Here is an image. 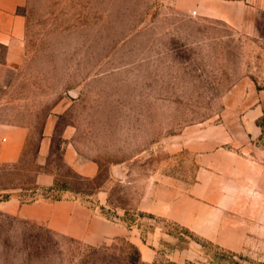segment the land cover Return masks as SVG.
I'll return each mask as SVG.
<instances>
[{
    "label": "rangeland",
    "instance_id": "1",
    "mask_svg": "<svg viewBox=\"0 0 264 264\" xmlns=\"http://www.w3.org/2000/svg\"><path fill=\"white\" fill-rule=\"evenodd\" d=\"M29 0L0 83V202H75V230L0 209V264H264V0ZM45 137L48 149L40 151ZM91 162L94 174L75 164Z\"/></svg>",
    "mask_w": 264,
    "mask_h": 264
},
{
    "label": "crops",
    "instance_id": "2",
    "mask_svg": "<svg viewBox=\"0 0 264 264\" xmlns=\"http://www.w3.org/2000/svg\"><path fill=\"white\" fill-rule=\"evenodd\" d=\"M29 0H0V83L9 81V68L22 59L24 53V37L27 32L26 15L22 11ZM187 11H195L198 17L211 16L227 23L241 25L246 23L258 11L262 4L253 0H181ZM26 131L19 125H2L0 127V161H11L22 152ZM40 152L46 153L48 146L45 137L40 139ZM82 174H94L96 170L91 162L75 164ZM58 210L46 212L45 204L37 201L22 205L18 198L0 202V209L5 212L15 211L20 217L32 220L51 219L55 223L62 222L67 231L75 230L76 211L79 206L75 202H61L55 205Z\"/></svg>",
    "mask_w": 264,
    "mask_h": 264
},
{
    "label": "built area",
    "instance_id": "3",
    "mask_svg": "<svg viewBox=\"0 0 264 264\" xmlns=\"http://www.w3.org/2000/svg\"><path fill=\"white\" fill-rule=\"evenodd\" d=\"M195 13V12H194Z\"/></svg>",
    "mask_w": 264,
    "mask_h": 264
}]
</instances>
